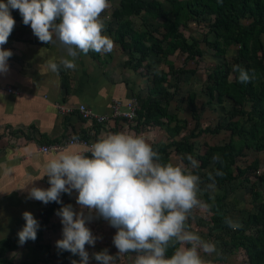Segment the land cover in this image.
<instances>
[{
    "label": "clouds",
    "instance_id": "obj_1",
    "mask_svg": "<svg viewBox=\"0 0 264 264\" xmlns=\"http://www.w3.org/2000/svg\"><path fill=\"white\" fill-rule=\"evenodd\" d=\"M222 0H217L221 3ZM109 0H0V75L9 71L8 60L12 51L2 46L8 42L15 20L12 9L19 10L24 25L44 44L56 41L64 48L59 63L50 61L53 73L61 68L76 70L81 54L90 50L111 53L113 39L105 34L102 13L110 8ZM232 71L241 84L256 78L255 69L234 64ZM133 96V95H132ZM73 144L79 137H72ZM212 161L224 165L219 153ZM199 162L192 155H181L176 162H162L161 155L143 135L124 132L110 133L81 151L60 150L46 165L48 188L33 186L27 199L45 205L55 202L61 207L55 211L62 225V236L55 241L60 252L78 256L71 264H117L125 254H135L134 264H214L202 253L221 255L216 243L203 239L190 227L189 221L197 213L208 214L213 205L202 199L203 192L215 190L216 178L223 177L221 168L207 172V183L199 174ZM76 192L73 204H64L62 194ZM24 225L17 232L18 245L35 241L39 221L29 211L22 213ZM103 219L116 229L112 242L118 250L109 254L107 248L93 252L101 239L88 226L94 219ZM224 224L233 230L242 227L239 221L224 217ZM6 234L0 233V240ZM169 249H172L169 255Z\"/></svg>",
    "mask_w": 264,
    "mask_h": 264
},
{
    "label": "trees",
    "instance_id": "obj_2",
    "mask_svg": "<svg viewBox=\"0 0 264 264\" xmlns=\"http://www.w3.org/2000/svg\"><path fill=\"white\" fill-rule=\"evenodd\" d=\"M109 12L112 19L116 21L113 40L117 41L123 49H127V59L132 69L142 75L145 74L147 78L145 94L133 93L137 107L132 118L136 120V125L159 124L163 125L167 131L166 141L150 143L154 150L160 153L162 162H172L169 158L170 149L179 156L186 153L193 154L194 145L189 138L199 132L215 133L220 129L228 131L225 142L206 144L204 150L195 153L200 168H203L199 174L204 183L208 182L207 172L221 167L224 172L223 177L216 178V186L221 188V193L210 194L204 191L202 195V199L213 205L211 216L207 219V223H204L205 231L220 242L221 253L222 251L230 253L235 248L241 247L246 255L245 264H264V198L262 197L264 190L260 192L257 188L259 183L264 184V171L254 172L257 166L256 159L243 167L234 165L235 158L243 153L244 148L264 152V58L257 56L256 53L262 48L260 34L264 33V0H222L221 3H217V0H116V4ZM204 14L211 16V21L202 37L206 47L219 56H224L226 49L232 46L235 52L230 61L226 59L220 64L209 67L202 92L207 101L221 100L226 96L231 100L230 106L224 122L216 123L212 128L203 126L196 131L191 128L179 137H175L174 135L179 134V131L185 127V118L176 116L173 111H168L167 105L169 99L174 101L176 99L177 73L184 68L172 67L171 61L167 60L166 64L174 73L173 81H171L161 72L153 70L147 57L157 53L167 55L176 49L184 52L185 58L199 56L202 49L198 46L197 40L187 39L178 30V26L185 24L189 18H197ZM11 15L17 16L18 12H11ZM130 15L141 16L145 20H147L146 17L151 19L160 17L158 25L163 28L160 36L154 34L157 30L156 26L135 29L131 25ZM242 17L247 21L240 20ZM134 52H136V60L131 61L130 55ZM143 60L147 62L143 63ZM234 64H240L246 69H255V80L247 84L239 83L236 79L238 74L232 71ZM229 74H231V80L227 81ZM189 75L192 74L189 73L187 76ZM196 96L195 90H189L183 97V101L191 111L192 102ZM174 107H177L175 102ZM191 115H194L193 112ZM159 117H163L165 123ZM169 121L172 123L168 124ZM214 153L222 156L225 161L223 166L213 163ZM247 171L255 176L249 185L250 200L254 208L247 210L245 215L240 217L241 228L229 229L223 222L224 217H229L223 208L227 196L223 186L225 183H232L241 174L247 178ZM62 202H69L68 197ZM59 208L60 206L55 202L44 204L39 208L37 220L40 223V229L37 239L32 241L34 248L41 247L40 230L46 223L47 216ZM227 228L228 231H226ZM216 232L222 234L218 235ZM14 245L15 238L8 237L0 240V256ZM51 251V255H59L64 260L71 256L69 252H60L56 247H53ZM171 251L172 249H169V255ZM22 264H34V259L22 260Z\"/></svg>",
    "mask_w": 264,
    "mask_h": 264
},
{
    "label": "crops",
    "instance_id": "obj_3",
    "mask_svg": "<svg viewBox=\"0 0 264 264\" xmlns=\"http://www.w3.org/2000/svg\"><path fill=\"white\" fill-rule=\"evenodd\" d=\"M10 11L18 12V15H12L16 22L15 27L8 42L2 46L11 50L13 55L8 60V73L0 75V233L6 234V238H15L16 244L18 237L12 235L13 232L17 234L25 223L22 213L29 211L37 219L39 208L44 205L39 201L27 199L28 189L33 186L49 187L47 176L39 178L44 174L47 162L57 156L60 150L81 151L87 154V148L96 140L117 132L143 135L149 143L161 142L166 141L167 131L159 124L136 125L133 118H110L100 123H92L79 117L74 109L77 103L85 104L95 113L105 114L110 98L125 99L135 92L145 94L146 89H142L143 82L137 84V80L142 81L138 76L143 75L130 66L127 49H123L113 40L114 48L111 53L89 51L86 55L81 54L78 57L76 70L61 68L58 73H53L48 63H59L65 54L63 46L59 41L54 44L40 42L30 26L23 24L19 10ZM107 20L108 18L105 19ZM108 25L110 26V23ZM112 25L110 29L105 25V30L113 39L115 20L111 21ZM130 56L131 61L136 60V52ZM145 61L143 60V63ZM5 84L16 87V91H7ZM55 104L70 109L58 112ZM177 109L178 106L173 105V108L169 109L167 105V110L175 114ZM171 123L172 121L168 122ZM159 126L163 127L166 133L163 139L153 138ZM73 136L79 137L77 144L63 143ZM50 142H59L62 146L47 151L39 149L40 144ZM170 154L169 152L171 159ZM62 197L69 199V202L64 204L71 203L74 208H78L75 191L71 196L64 194L61 199ZM52 214L47 216L41 232L46 228V224L53 220ZM60 228L59 239L62 236V227ZM26 245L27 243L22 247L17 245L25 257L29 254V246Z\"/></svg>",
    "mask_w": 264,
    "mask_h": 264
},
{
    "label": "rangeland",
    "instance_id": "obj_4",
    "mask_svg": "<svg viewBox=\"0 0 264 264\" xmlns=\"http://www.w3.org/2000/svg\"><path fill=\"white\" fill-rule=\"evenodd\" d=\"M111 7L116 4V0H109ZM110 7V8H111ZM110 8L106 9L104 13H102V18L104 20L108 18V23L105 25L107 26V29H110L113 27L111 26V21L113 22L112 16L109 12ZM132 19V26L136 29H143V28H149L151 26H156L157 30L154 31V34L160 36L161 31L163 28L158 25L161 18L151 19L150 17H146L145 20L141 16L132 15L130 16ZM243 22H246L247 19L242 17ZM105 21V22H107ZM211 21V16L204 14L200 15L197 18H189L187 19L185 24H180L178 26V30H180L184 36L187 39H196L198 46L201 47L202 53H200L199 56L195 55L191 58H185V53L176 49L172 53L167 55H162L161 53H157L155 55H151V57H147V60L149 64L152 66L153 70L161 72L163 75H165V78H170L171 81H173V74L171 72V69L166 64L167 60L171 61L172 67L176 66H182L184 68L183 71L177 73V91L175 93V101L170 100L168 104V108L172 109L174 102L176 106H178V109L175 111L176 115H183L185 118L184 128H182L179 131V134H177L175 137H179L181 134L186 132L188 129L193 128L195 131L198 128H202L203 126H208L210 128L214 127L216 123H222L225 121L227 110L230 106V99L226 96L222 97L221 100L211 99L206 100L205 94L202 92V86L204 82L206 81V74L209 67L222 63L223 60L229 59L234 54V46L229 47L226 49L224 56H219L213 54L212 50L207 48L205 43L202 41V37L205 34V30L207 29L208 23ZM110 23V26L108 25ZM149 26V27H148ZM105 34H108V31L105 30ZM109 36V35H108ZM260 39L262 42V48L258 50L257 56L264 58V33L260 34ZM164 41H162L163 43ZM147 62V61H146ZM190 69V70H189ZM191 73L192 75L188 77L187 75ZM144 76L140 77L142 81L137 80V84H140L143 82L142 89L145 88V81H147V78ZM151 75V73H150ZM149 76V75H148ZM188 79H187V77ZM166 80V79H164ZM231 80V74H229L227 81ZM149 83H151L149 81ZM169 89H172V87H169ZM189 90H195L197 93V96L193 100V104L191 106L192 111L190 108L185 104L183 101V97L186 94V91ZM143 91V90H142ZM144 93V92H143ZM186 106V107H185ZM188 107V108H187ZM187 108V109H186ZM191 112H193L194 115H191ZM163 123H165L164 119H160ZM157 131L154 134L153 138L156 137V139H163L164 136L166 137V133L163 130V127L159 126L157 127ZM228 137V131L225 129H220L218 132L215 133H204L199 132L193 137H190L189 139L193 142L194 148H193V156L198 160V157H196L195 153L201 152L205 149V145H211V144H222L227 140ZM167 140V137H166ZM170 156L171 161L173 163L176 162L177 158L179 157L178 154L174 153L172 149H170ZM187 155V153L185 154ZM257 160V166L254 172H260L264 171V152L263 151H255L251 148H244L243 153L235 158L234 165L243 167L252 161ZM203 168H200L199 171H202ZM247 178L241 174L239 175L238 179L232 181V183H225L224 184V190L227 191V196L225 198V204L223 206L224 211L231 217L234 221H239L240 217L244 216L247 210L254 208L253 202L250 200V194H249V185L251 182V179L253 180L255 176L252 172H246ZM205 184H202L201 187L204 188ZM257 188L260 192L264 190V184L259 183L257 185ZM210 194L215 193H221V188L217 187L215 190H206ZM64 196V194L62 195ZM66 196V195H65ZM264 198V196L262 195ZM64 197H62L63 201ZM60 207L61 205L58 204ZM52 219L50 223L48 222L46 224V228L42 230L43 235H40V242L41 247L39 249L34 248L32 241L27 242V247H24L27 249V252H29L28 256L22 255L20 253V249L18 248V239L16 240V246L13 249H7L5 252L0 256V264H22V260H31L34 259V264H71L72 260L79 261L78 256H68L65 260L61 259V257L53 256L51 255V250L53 247H55V241H57L58 235L60 234L62 225L60 223V218L52 212ZM51 215V214H50ZM57 216V217H55ZM211 216L210 213L208 214H202L197 213L195 220H190L189 224L193 231L197 232L203 239L209 240L216 243L217 249L221 253L220 248V242L213 238L211 235L206 234L205 231V225L204 223H207V219ZM22 224L21 226H23ZM93 234L101 237V239H98L96 241L95 247H89L86 245V249L89 252V255L93 252H98L104 248H107L109 251V254L115 255L117 253V249L114 246L112 242V238L116 232V229L109 226V224L101 219H94L89 225H88ZM44 227V226H43ZM42 227V228H43ZM230 229V228H229ZM20 230V228H19ZM228 231V228L226 229ZM41 232V233H42ZM216 234L221 235L222 233L216 232ZM12 236H16L15 232H13ZM36 252L33 253L32 252ZM202 256L206 260H212L214 264H245L246 263V255L243 252V249L241 247L235 248L233 252L227 253L223 252L221 255L217 256L215 253L211 256H208L204 253H202ZM135 260V254L129 253L121 256L117 262V264H134ZM90 264H97V262L94 259L90 260Z\"/></svg>",
    "mask_w": 264,
    "mask_h": 264
},
{
    "label": "built area",
    "instance_id": "obj_5",
    "mask_svg": "<svg viewBox=\"0 0 264 264\" xmlns=\"http://www.w3.org/2000/svg\"><path fill=\"white\" fill-rule=\"evenodd\" d=\"M5 89L10 92H15L16 87L11 86L10 84L4 85ZM56 110L58 112H66L70 109L67 106L61 104H55ZM137 107L136 97L129 96L125 99H120L119 97H112L109 100L108 111L105 114L95 113L91 111L85 104L77 103L74 106V109L79 117L84 118L88 121L94 123H100L106 119L117 118V119H131L135 115V109ZM83 143L84 140H81ZM73 142L72 137L64 140L65 143ZM62 143L59 142H50L42 143L39 145L41 151H47L49 149L60 148Z\"/></svg>",
    "mask_w": 264,
    "mask_h": 264
}]
</instances>
